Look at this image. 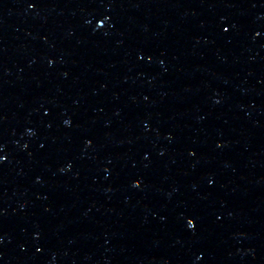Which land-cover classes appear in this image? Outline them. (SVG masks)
Returning a JSON list of instances; mask_svg holds the SVG:
<instances>
[{"label":"water","instance_id":"obj_1","mask_svg":"<svg viewBox=\"0 0 264 264\" xmlns=\"http://www.w3.org/2000/svg\"><path fill=\"white\" fill-rule=\"evenodd\" d=\"M0 156V264H264V0H0Z\"/></svg>","mask_w":264,"mask_h":264},{"label":"snow or ice","instance_id":"obj_2","mask_svg":"<svg viewBox=\"0 0 264 264\" xmlns=\"http://www.w3.org/2000/svg\"><path fill=\"white\" fill-rule=\"evenodd\" d=\"M33 6L34 5H31V4L29 5V7H33ZM224 31H228V29L225 28ZM4 159H5V157L0 156V162H2ZM135 186L138 187L139 186L138 183ZM187 226H188L189 229H193L195 227L193 219H188L187 220Z\"/></svg>","mask_w":264,"mask_h":264}]
</instances>
